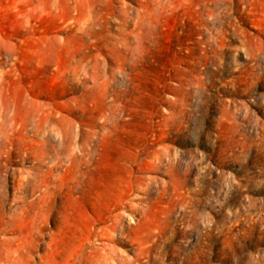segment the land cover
<instances>
[{"label": "rangeland", "instance_id": "374dc122", "mask_svg": "<svg viewBox=\"0 0 264 264\" xmlns=\"http://www.w3.org/2000/svg\"><path fill=\"white\" fill-rule=\"evenodd\" d=\"M92 3L95 34L75 20ZM0 116V255L36 239L18 264L62 262L141 176L190 204L181 221L168 197L143 208L133 237L150 232L156 264L191 251L195 210L184 264H264V0H0ZM83 145L87 165L51 169ZM156 154L181 165L137 173Z\"/></svg>", "mask_w": 264, "mask_h": 264}, {"label": "bare ground", "instance_id": "6f19581e", "mask_svg": "<svg viewBox=\"0 0 264 264\" xmlns=\"http://www.w3.org/2000/svg\"><path fill=\"white\" fill-rule=\"evenodd\" d=\"M93 4L94 3L87 5L86 7L84 6V9L78 7L80 3L76 5L75 11L77 17L75 20H77V22L82 21L78 24L79 31L89 30L91 33L95 34L101 32L106 23L105 19L97 17V14L92 9V6H94ZM3 118V116H0V133L3 135V138L5 139L4 141L7 142L9 133L7 128H4ZM48 118L47 115H44L40 121L44 122L45 120H48ZM3 150L4 153H6L5 149ZM79 151V155L73 150L64 158L57 159L51 169L55 170L62 167L64 164L69 165L71 168L80 163L87 165L88 159L86 158L89 156L90 150L87 146L83 145L80 147ZM157 155L158 154L151 158L148 157L146 160H142L139 163H134L137 164V173H158L163 169L168 170L172 167H180L181 165L180 161H173L171 159L165 160ZM132 183L134 184L135 189L127 184L126 187L128 189L125 188L127 189L126 191H124V189L122 190L123 192L121 191L122 193L119 191L121 195L119 196L118 194L119 198L117 197L116 200L114 199L115 202L110 205L111 207L108 208L104 217L91 219L90 225L85 230L83 236L79 238L77 244L72 247V251L62 262H55L52 257H50L52 253H50L51 251L49 250L44 258L40 257L38 264H141L143 258H145V264L158 263V260L162 259L161 255L164 254V252H158L157 257L151 256V253L155 248V242L150 240V232L148 231L147 236H145L146 238L143 236V239L141 240L139 238L137 239V237H133L134 229L142 222L144 213L143 208L151 203L150 197L153 193H155L156 198L158 197L159 199L168 197L173 199V201L181 207V210L178 212L179 215L176 218L181 221L185 219L190 204L189 202H186V198L182 195L181 184L179 182L172 186L170 192L160 189H156V192H153L152 180L141 176H136L135 181ZM135 193H142L145 197H138ZM135 201H137L138 204H136ZM195 202H197V200H195ZM142 203L144 205H142ZM198 217L199 214L197 210L192 211V217L188 221L186 228H188V232H196L195 240L193 239L194 244L192 245L191 251H186L187 248H185L182 252H179L180 255H183L181 264L186 263L192 256L194 259H197L201 243V233L198 229L197 223ZM126 218H129V220L132 221L125 227L124 222L126 221ZM209 224L208 230H211L214 224L212 222ZM118 238L122 241L118 240ZM125 243L136 245V248L133 250V258L131 259L121 256L119 258V254L115 248V245H122ZM42 247L43 245L36 239L33 242L20 241L16 245L8 248L3 255H0V264H18L20 263V257H25L26 254H30L36 248L41 250ZM174 250L175 251L172 255L173 259L177 258L179 255L177 249ZM162 262L164 263L165 261L162 260Z\"/></svg>", "mask_w": 264, "mask_h": 264}]
</instances>
